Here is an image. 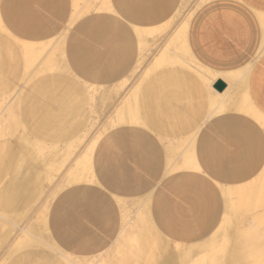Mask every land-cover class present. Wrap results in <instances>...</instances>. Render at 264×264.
I'll return each mask as SVG.
<instances>
[{"label":"bare ground","instance_id":"bare-ground-1","mask_svg":"<svg viewBox=\"0 0 264 264\" xmlns=\"http://www.w3.org/2000/svg\"><path fill=\"white\" fill-rule=\"evenodd\" d=\"M78 1L70 0V6L74 13L71 12L69 16L68 27L73 26L78 21L75 17L79 13ZM83 1L84 9H89L88 0ZM150 1L144 0L147 4ZM175 1H177L176 4ZM214 1L217 0H195L190 9L186 8L187 12L183 10L188 6L187 4L190 0H174L175 5L173 4L171 10L168 8V11L161 7L163 0H159V2L155 3V6L153 3L149 4L153 8V12L149 11L150 8L144 10L146 6L142 4L143 0H123L122 2L123 15L129 27L127 34H124L123 43L127 40L132 41L135 36H140L142 32H149L147 33L148 36L153 35L155 31L153 25L159 23V21L164 20L173 23V20H175L166 36L159 39L151 37L150 40L142 42L145 53L127 60L122 71L123 77L121 79L129 82L127 91L123 96L124 98L136 95L141 91L142 85L140 82L144 72H154L158 82V91L155 92L158 108L154 111L145 106L141 111L137 110L138 119L135 121L133 132L127 131L125 121L121 116L112 123V127L115 129L110 136L111 145L120 144L125 157L130 160L133 158L136 167L141 171L149 174L160 173L162 177H167L173 175L172 173L174 175H188L195 174L194 171L200 170L204 172L201 175L207 176L201 165L198 168L195 165V161L199 159L198 151H200L197 147V140L205 124L214 121L232 123L234 121L238 122L239 118H243L251 121L257 127L264 125V112L258 106L260 102V106L264 107V99L257 100L254 97L255 80L251 76L254 63L264 54V10L254 11V9L250 8L254 11L259 27L258 47L252 59L245 62L237 61L231 64L228 70L219 71L212 69L219 74V78H212V74L210 75V73L206 72L205 67L198 59V55L194 51L192 53L189 51L187 45L195 49L191 43L193 39L188 43L182 39V35L179 33L187 22H191L193 15L200 7ZM99 5L100 8L98 6V9H96V6L93 7L97 14L101 13L103 9L112 15H117L111 0H101ZM181 11L185 13L182 16L179 15ZM172 13L174 14L172 15ZM170 23L169 25H171ZM197 29L199 27H196L195 30ZM0 30L12 39L10 40L17 46L15 53H19L21 58L20 68L18 58L12 50L9 51V49L6 53H0V73L3 71L11 73L15 77L19 76L20 81L23 82L21 86H24V84L27 86L32 77L51 75L57 71L65 72L70 69L64 48L65 37L63 34L66 31L43 41L23 40L11 34L3 25L1 18ZM120 54L125 58L124 45L114 53V56L116 57ZM131 57L132 54H128L127 58ZM194 69L197 76L205 78L204 82L205 84L207 83V86L208 84L213 86L216 81H222L226 88L220 94L216 93L214 95L209 90L205 96H202L197 86L193 83L189 90L185 92L183 90L184 80H190L192 76L190 71ZM200 70L203 72L201 73ZM168 86L169 89L167 88ZM17 88H8L9 91L5 94V97L0 99V144L5 140L9 146L7 151L2 149V144L0 147V179L4 178V182H6L0 191V216L4 217L5 220L7 219L6 221H12L9 222L11 225L15 223H13V220L8 219L6 214H14L18 220H21V217L33 209L32 207L38 201L41 209L45 207L47 199L53 194V191H56L57 196L60 191L69 186L93 182L94 175L91 174L93 172L91 169L93 152L99 140H101V135L98 133L93 135L92 138L88 137L82 145V149L74 154L68 165L61 171L66 160L70 159L78 145L83 143L85 137L82 139L78 138L77 135L80 130H74L63 141L61 153H53L58 148V145H56L58 141L44 140L45 134L46 136L48 135V129L47 126L42 127L43 120L38 126H34V130L38 131L37 133L40 137L33 136L25 128L21 117L18 115L21 114L18 112V105L22 88L20 85ZM68 94L71 95L69 103H72L74 108V103L78 104L79 102V92L77 90L74 92L68 91ZM169 94L172 95H170L172 99L169 98ZM93 96V94H88V98L92 99ZM67 100L61 103L64 104V107H66ZM175 105L183 107L180 113L177 112L180 116L179 121L186 128L183 134H174L175 130L178 129V125L171 124L165 114L167 109ZM24 108L27 111L22 110L23 119L24 115L26 117L30 116L33 122L37 118H34V112L28 110L26 106ZM128 110L129 114L133 111L131 107ZM71 114L73 113L71 112ZM164 122H168L169 125L164 127ZM86 126L82 127L86 128ZM247 127L240 129L238 124L235 126V128L242 131V138H240L242 140H239L238 143V165L231 168V174L236 177L234 180L246 176L247 178L234 184L213 181L219 192L222 211L217 223L206 236L193 242L182 241V249L176 251L169 249L170 246L175 245L173 239L168 238L169 244L163 242L160 245L159 243L162 242L158 236L160 234L157 235L155 231L154 236H151L149 231V229L155 228L152 227L154 225L151 228L149 225L152 220L150 214L151 197L146 196L136 199V202H134L137 208L133 221L129 218L130 215L126 204L120 207L121 222L117 236H121L127 229L137 230L127 239L123 240L127 233L124 237L121 236V239L125 241V245H122L124 242L121 245L126 251H122L121 254L117 252L111 255L112 257H108L107 254L110 249L106 248L89 260L84 261L83 264H264V212L263 214L255 211L252 213L253 209L258 206L263 205L264 207V132L260 130L263 136V143L261 144ZM102 131L106 132V130ZM126 135L128 137L127 141L124 139ZM170 136H173L172 142L169 140ZM76 138L78 145H76ZM185 144H188L189 148H184ZM161 148H163L164 152L161 151ZM45 150H49L53 154L48 162H45V157L41 159L39 157ZM213 156L218 160L220 152H213ZM53 173L64 174V176L61 177V181L53 186V190L49 189L45 193L44 184L52 182ZM32 183L37 184L36 189H34V184ZM150 191L146 193L149 194ZM49 192L51 194L48 196ZM118 202L123 201L118 199ZM249 214V221H252L251 223L253 224L255 223L253 226L242 221V218ZM47 219L48 216H44L37 227L32 225H29L26 229L24 227V230L20 231L15 239L13 238L10 247H7L9 249L6 252V257L0 259V264H10L17 259L19 256L18 245L20 243L24 245L20 246L19 251L32 249L30 246L31 241L36 242L42 249L47 250L46 252L41 251V258L37 259V264H50L55 259H58L62 249L56 244L50 234L44 235L45 232H49ZM223 223L225 227L229 228V232L227 230L226 233L224 232ZM232 225L234 226L232 227ZM220 229L223 230L222 234H218ZM12 232L13 228L1 234L0 244L6 242L9 237L8 234ZM24 236L26 238L23 239L22 237ZM138 240L147 241L135 253V251H132V243ZM153 244H157V249L154 248L157 251L159 250L155 254L150 251L154 246ZM119 247L122 249L121 246ZM128 247H131V249L128 250ZM14 254L17 255L13 256ZM35 258L38 257L32 252L26 256L23 264H35Z\"/></svg>","mask_w":264,"mask_h":264},{"label":"crops","instance_id":"crops-1","mask_svg":"<svg viewBox=\"0 0 264 264\" xmlns=\"http://www.w3.org/2000/svg\"><path fill=\"white\" fill-rule=\"evenodd\" d=\"M111 1L117 16L92 13L77 21L66 37L67 61L73 65L74 72L89 83H115L123 77L122 70L128 60L121 54L112 55L115 48L123 47L124 34L129 27L123 15V0ZM237 1L207 3L191 19V43L200 62L209 68L228 70L237 61L251 60L258 47L259 27L254 11L264 10V0ZM156 2L159 0H152L154 6ZM70 3V0H0V18L14 36L43 41L66 27L71 14ZM196 27L199 29L195 30ZM251 76L255 80L254 97L263 100L264 54L254 63ZM258 106L264 112L260 102ZM237 124L240 129L248 126L263 143L260 129L247 119L205 124L197 147L207 176L162 177L160 173L141 171L125 157L120 144L111 145L114 130L109 131L93 152L94 181L69 186L54 198L47 219L50 236L68 253L96 255L104 251L118 233L121 218L118 199L130 203L148 196L151 197V219L160 233L183 242L203 238L213 229L222 211L213 181L234 184L247 178L234 180L236 177L231 174L229 165L237 162L238 143L242 140L238 138L242 135L240 129H235ZM218 151L220 156L215 160L213 152Z\"/></svg>","mask_w":264,"mask_h":264},{"label":"rangeland","instance_id":"rangeland-1","mask_svg":"<svg viewBox=\"0 0 264 264\" xmlns=\"http://www.w3.org/2000/svg\"><path fill=\"white\" fill-rule=\"evenodd\" d=\"M100 1L101 0H95V1L94 0H88V4L90 5V8L86 10V9H84V4H83L84 1L79 0L77 2L79 13L77 14L78 16H75L76 19L79 21L82 18H84V17H86L92 13L97 14L96 10H94L93 7L96 6V9L100 8V5H99ZM176 2L177 1H175V4H176ZM150 3L152 4V0L148 4L145 3L143 0L142 4L144 6H146L144 8V10H147L150 8L149 11L153 12V8H151V6L149 5ZM194 3H195V0H190V2L187 4L189 7L186 6L183 11L187 12V9H190V7H192L191 5H193ZM173 4H174V0H163V5H161V7L162 8L164 7V10L168 11V8H170V10H171V8L173 7ZM178 5H179V3H178ZM102 11H105V10L102 9L101 13H98V14L108 13L107 11H105V12H102ZM183 11L180 12V14H179L180 16H182V14H185ZM257 11H260V10H257ZM71 12L74 13V10L71 9ZM168 14H170V13H168ZM173 14L174 13H172V15ZM173 21L175 22V20H173ZM169 23H170V21H168V22L164 21V20L159 21V23L153 25V27L155 28V31L153 30L154 31L153 35L148 36L147 33H149V32H147V33L142 32L140 36H135L132 41H129V40L125 41L123 44L124 45L125 58H127L128 54H130V55L132 54V57L129 58L128 60H131L134 56L144 54L145 52L143 50L144 46H143L142 42H144L146 40H150L151 37H154L155 39H159V38L166 36V34L170 32L171 27L173 25V23H170L171 25H169ZM190 25H191V22L190 21L187 22V24L179 32L182 35V39L188 43L192 40L190 38V35H191ZM67 27H68V25H66V27L60 32V33H62L63 31L64 32L66 31L65 33L63 32L64 33L63 36L65 37V39H64L65 41H66V37H67V35H65V34H68V31H69L68 29H70V27L72 28V26H70L68 28ZM154 28H152V29H154ZM197 37H198V35H197ZM10 39L11 38L9 36L5 35V33L0 30V53H6V52H8L7 50H9V49H10L9 51L12 50L13 53L18 58V65L21 68V58L19 56V53H15V50H17V46L14 45L13 41H11L12 39L11 40ZM64 48H65V45H64ZM187 48L189 49V51L191 53H192V51L195 52V49L191 48L188 45H187ZM113 51H114V53L117 52L118 48H115ZM114 53H112V55H114ZM68 65L70 67V69L68 71L67 70L65 72L64 71H62V72L57 71L51 75L46 74V75L41 76V77H35L36 79L34 77H32L31 80H29L30 83H27V86H26V84H24V86H21V84L23 85V82L20 81L19 76L15 77V76H13V74L3 72V71H1V73H0V99L5 97V94L9 91L8 88L15 87L16 89H18L17 86L20 85L22 90L20 92V101H19V105H18L19 106L18 112L21 114H18V115L21 117L23 124L25 125V128L27 129V131H29L30 133L33 134V136H36V137L39 136V134L37 133L38 131L34 130V126L35 125L38 126L40 124L41 120H43V123L41 124L42 127L47 126V129H48V132H47L48 135L46 136V134H45L44 140L45 141H54V140L58 141L56 144V145H58V148L53 153H55V154L61 153V151L63 150V148H62L63 141L74 130H78V129L80 130L79 134L77 135L78 138L82 139L83 137H85L83 143L80 145H78V142L76 141L77 138L75 139L76 145H78V147L75 149V152L72 154L70 159L66 160V162L64 163V166L61 168V171H63V169L68 165V163L70 162V160L72 159L74 154H76L78 152V150L82 149L81 147L88 137L92 138L93 135H95V134L97 135V133H98L101 135L100 138H102L105 134H107V132L114 130L115 128L112 127V123L114 120H116V118L121 116L125 121V126L127 128V131L133 132L135 121H136V119H138L137 110L141 111L142 109L145 108V106H148L150 110H154V111L157 110V108H158L157 95L155 93L156 91H158V82L155 78V73L152 71L149 73L144 72V74L142 75V78H141L142 81L140 82L142 87H141V91L139 93H137L136 95H133L131 97H128V98L125 97L124 98L123 96L125 95V92L127 91V87L129 85L128 80L120 79V80L116 81L114 84H109V85L89 83V82L81 79V77L76 72H74V70L72 69L73 65H70L69 63H68ZM203 66L205 67V70L207 73H210V75L212 74L211 75V76H213L212 78H214V77L219 78V74L217 72H215L214 70H212V68H209V67L205 66L204 64H203ZM195 71H196L195 69L190 71L192 76L190 77V80H187L188 82L186 81V79L184 80V84H183L184 89L183 90L185 92L187 90H189L190 86H192V84L194 83L197 86L199 92L202 94V96H205L209 90H211L214 95H216V93L220 94L216 90H214V89L212 90V88H213L212 84H208V86H207L206 85L207 83L205 84V82H204L205 78L203 76H199V75L197 76ZM200 72L202 73L203 71L200 70ZM57 73H59V74H57ZM205 77H206V75H205ZM82 81L85 82V84H83ZM80 83H81V85H80ZM208 87H209V89H207ZM167 88L169 89V86ZM75 90H77L79 92V102H78V104L74 103V108H73V104L69 103L71 95L68 94V91L74 92ZM88 94L89 95L93 94L94 95L93 98L92 99L88 98ZM170 95L171 94H169V98L172 99V97H170ZM65 100H67L66 101V107H64V104H61ZM98 101H99V103H98ZM2 105H4V104L2 103ZM25 106L28 108V110L34 112V114H35L34 118L37 117L36 119H34L33 122L31 121L30 116L26 117V115H24L25 117L23 119L22 110L24 109L27 111V109L24 108ZM129 107H131L133 110L131 114H129V110H128ZM181 110H183V107L175 105V106H171L169 109H167L166 113H165L167 118H168V121L171 124L178 125V129L175 130L174 134H183L186 131L185 125L179 121L180 116L178 113H180ZM71 112L73 114H71ZM45 113H47L46 116H45ZM84 125H87L86 128L82 127ZM166 125H169L168 122L163 123L164 127H166ZM258 128L264 132V125H260ZM235 129H237V128H235ZM102 130H106V132L102 131ZM241 133H242V131H241ZM238 138L240 139V138H242V136L238 135ZM124 139H125V141H127V139H128L127 135L124 137ZM169 140L172 142L173 136H170ZM1 144L3 145L2 149L4 151H7L9 148L8 143L4 140L3 142H1ZM1 144H0V147H1ZM184 148H189V145L185 144ZM161 151L164 152L163 148H161ZM52 155H53L52 152H50L49 150H45L39 155V157H40V159L45 157V162H48V160L50 158H52ZM237 158H236V160H237ZM214 159L216 160V158H214ZM131 160L134 163V159L131 158ZM195 165L197 168L199 167V165H201L199 159H197V161H195ZM229 165L231 167L238 165V160L236 163L233 164V162H232V164H229ZM91 169L93 171V165H92ZM61 171H60V173H61ZM220 172H222V170H220ZM60 173L59 174H57V173L52 174V178H51V179H53L51 182L52 184L51 183L50 184H47V183L44 184V186H45L44 192L45 193H47L49 189H52L54 185H56L59 181H61V179H62L61 177L64 176V174L60 175ZM194 173L195 174H199V173L201 174L204 172L199 170V171H194ZM91 174L93 175V172ZM172 174L174 175V173H172ZM4 181H5L4 178L0 179V182H1L0 183V191L2 190L1 187L4 184H6V182H4ZM32 184L35 185V186L33 185V187H34V189H36L37 184L36 183H32ZM50 192L47 194L48 196L51 194ZM55 197H56V191H53V194L47 199V204L45 205V207H43L41 209V206H39V204H38L39 201H38L32 207L33 209H31L28 213L25 214L26 216L24 215L23 217H21V220H18L14 214H9V215L6 214V216H8V219L13 220V223H15L13 225H11L9 223L12 221H6L7 219L5 220L4 217L0 216V237H1V234L6 233L10 229L13 228V232L8 234L9 237L7 238L8 240L6 242H8V241L9 242L8 243L4 242V243L0 244V259L6 257V254H7L6 252H8V249H9L7 247L8 246L10 247V244H11V241H13V238L15 239L17 237L18 233H20V231L24 230V227H25V229L29 225H32L33 227H37L38 225H40L42 218L44 216H48L49 208H50ZM134 202H136V200H132L130 203H126L124 201L118 202L120 207H122L123 204H126V207L128 208V212L130 215L129 218L131 219V221H133L134 213L136 212V208H137V205H135L136 203H134ZM36 210H37V212H36ZM263 210H264V207H263V205H261V206H258L256 209H253L252 213L255 211L256 213L263 214V212H264ZM249 216H250V214L246 215L245 218H242V221L245 224L249 223L250 226L255 225V223L253 224V223H251L252 221L251 222L249 221L250 220ZM120 222H121V220H120ZM151 222H152V220H151ZM151 222H149L150 228L152 225H154V223L153 222L151 223ZM3 224H5V225H3ZM233 226L234 225H232V227ZM152 227H154L155 229H153V228L149 229L151 236H154L155 231L157 232V235L160 234V235H158L162 240V242L159 243L160 245H162L163 242L168 243V244L170 243L168 237L164 236L162 233H160V231L156 228L155 225ZM222 227L225 228V229L223 228L225 233H226V230L229 232V228L227 226L225 227L224 223L222 224ZM127 230H129V229H127ZM127 230L121 234V236L124 237L125 234L127 233L126 237H124L123 240L131 237L132 233H135L137 231L136 229H134V230L130 229L131 231L129 230L127 232ZM222 233H223V230L220 229L218 234H222ZM48 234H49V232L44 233V235H48ZM121 236L120 235L117 236V234H116L113 242H111V244L107 247L108 249H110L108 254H107L108 257H112L111 255L116 254L117 252H119L121 254L122 251L125 250V248L122 246V245H125V241H123L121 239L122 238ZM117 237H118V239H117ZM22 238L24 239L26 237L24 236ZM30 240H31V238H30ZM146 241L145 242L140 241V240L134 241L132 243V245H133L132 251L133 252L135 251V253H136L139 250V248L141 247V245L143 243L145 244ZM174 241H175V243H174L175 245L170 246L169 249L172 251L182 249V246H181L182 241H178V240H174ZM176 241H177V244H176ZM31 242L32 243L30 244V246L32 249H29L26 251L21 250L22 252L19 250H20V246L22 247L24 244L20 243L18 245L19 256L17 257V259H15L10 264H23L26 256H28V254H31L32 252H34L35 255H37V257H38V258H35V260H36L35 264L38 263L37 259L41 258V254H42L41 251L46 252L47 250L42 249V247L39 244H37L36 242H33V241H31ZM121 243H123V244L121 245ZM153 245L154 246L152 249H150V251L155 254L159 250L158 251L156 250L157 244L156 245L153 244ZM118 246H121L122 249H120V247L118 248ZM228 246H229V244H228ZM133 248H135V249H133ZM146 248H147V246H146ZM148 248H149V245H148ZM130 249H131V247L130 248L128 247V250H130ZM220 249H221V247H220ZM16 255L17 254H14L13 256H16ZM21 256H22V258H21ZM93 256H78V255H74V254H71V253H68V252L62 250L60 252L58 259H55L50 264H83L84 261L89 260ZM147 256H149V255H147ZM18 258H19V260H18ZM146 260H145V262H146ZM142 264H144V263H142Z\"/></svg>","mask_w":264,"mask_h":264},{"label":"water","instance_id":"water-1","mask_svg":"<svg viewBox=\"0 0 264 264\" xmlns=\"http://www.w3.org/2000/svg\"><path fill=\"white\" fill-rule=\"evenodd\" d=\"M226 88V85L222 81H216L213 85V89L221 93Z\"/></svg>","mask_w":264,"mask_h":264}]
</instances>
